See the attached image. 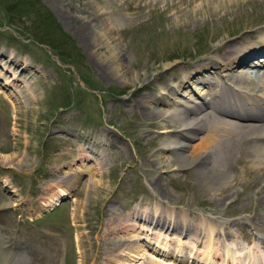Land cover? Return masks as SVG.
Segmentation results:
<instances>
[{"label":"rangeland","instance_id":"374dc122","mask_svg":"<svg viewBox=\"0 0 264 264\" xmlns=\"http://www.w3.org/2000/svg\"><path fill=\"white\" fill-rule=\"evenodd\" d=\"M163 1L0 0V54L13 56L0 61L16 59L19 64L14 68L26 70L20 76L22 85L15 80L5 85L0 79V207L10 198L2 185L14 189L22 203L21 209L12 208L22 218L15 221L12 214L2 213L0 228L27 245L28 264H111L110 257L122 253L119 247L125 238L109 228L121 223L126 212L138 210H159L163 216L173 212L179 221L186 218L188 225L183 235L178 226L171 232L158 228L149 232L146 226L150 249L139 264L163 262L152 248L177 255L174 264H205L201 251L206 248L219 254L215 264H224L223 257L244 261L251 253L264 255L263 243L252 236L257 232L252 221L262 207L261 185L244 169L255 158L250 145L245 144L242 154L247 164L234 160L236 151L228 147L218 148L205 165L179 168L175 153L166 151L158 157L166 128L179 130L178 126L173 127L166 116L147 118L131 101L156 96L162 82L178 86L188 74V87L172 91L165 104L155 103L170 111L180 102L208 95L209 86L192 80L200 72L213 82L228 83V74L241 70L225 67L230 58L224 64L217 60L216 72L205 67L191 73L189 68L210 61L218 45L234 42L236 47L242 36L263 32L264 0H222L217 9L215 4L221 0ZM117 14L125 22L115 26L109 21ZM94 19H99L101 30L109 24L110 47L120 56L126 79L113 78L101 65L109 58L106 47L102 53L95 52L82 40L79 25ZM8 76L14 79V73ZM104 132L110 137L102 143ZM206 135L201 132L189 143L199 144ZM94 142L96 147L90 145ZM87 147L89 151H83ZM185 156L198 157L191 149ZM73 161L79 173L76 183L67 187L72 197L43 221L42 217L34 220L41 232L30 227V217L39 213L46 198L53 197L60 175ZM205 166L233 173L232 184L208 190L201 175ZM255 171V179L264 185L263 171ZM158 177L160 186L153 184ZM158 240L163 243L160 248ZM0 264L9 262L0 256Z\"/></svg>","mask_w":264,"mask_h":264},{"label":"bare ground","instance_id":"6f19581e","mask_svg":"<svg viewBox=\"0 0 264 264\" xmlns=\"http://www.w3.org/2000/svg\"><path fill=\"white\" fill-rule=\"evenodd\" d=\"M220 4H224V1L221 0V2H217L215 4V8L217 9L218 7H220ZM132 8L136 9L135 6ZM110 19L111 18H109L108 20ZM123 20H125L123 16L117 14L113 17V19H111V21H109V23L118 26L125 22ZM105 22L106 21H103V23ZM105 25L106 26H103L104 29L101 30L102 24L99 22V19L81 23L79 25V29L80 34L83 36L82 40L85 41L91 48H94L95 52L97 50V52L102 53V50L106 47L108 49L107 52L109 54V58L105 59L106 61L102 60V62L104 61V63H101V65L104 69H107L111 75H113V78L118 79V77L122 76V78L124 77L126 79L127 73L123 70L121 58L118 53L110 47V36L107 37V34L110 33V29L108 27L109 24ZM242 37L239 40L240 43L236 47L233 44L234 42L231 45L226 44L230 42L218 45V47L212 51L213 56H210V61L207 58V60H202V62L200 64H197V66H190L191 68L189 69H192L191 73L200 72L205 67H207L206 70L208 71L212 69L214 70L213 72H216V69L218 68L216 65H220L217 64V60L218 62L219 60H222L224 64L226 63V60L230 58L229 60L231 61H229L228 65L227 63L225 64V67L227 69L233 70L235 68L241 67V70L238 72V74H228L229 76L231 75L230 77L228 76V78L226 77L228 83L223 84L218 80V82H213L209 78V76L205 78L202 72H200L196 76H192L194 77L192 78V80H194L198 84L209 86L208 95H201V97L197 98L198 100L194 98L191 100V102H180L178 103V106L170 111L166 109H160L157 105H155V103L165 104V99L171 97L172 91H175V89L179 88L180 92H182L181 90L184 87H188L186 85L187 81H189L186 78L188 74H185V77L183 78V80H180L178 86H175V84L174 86H170L167 82H162V89L160 88L156 96H144L142 99H140V101H136V99L131 101L136 102L137 105L142 108V110L144 111V115L147 116V118L166 116V120L171 122L173 124V127L178 126L179 130L175 129L172 131V128H166L169 131L165 133V138L161 143V147L159 150L160 155H158V157L162 158L161 154L166 151H168L169 154L175 153L179 156V160L176 165L179 168L189 166L193 167L197 164L205 165L206 159H209L210 155L217 151L218 148L225 149L228 147L236 151L234 160H238L242 164H247L244 160V157H242V154L244 153L243 148L245 147V144L250 145L248 149L252 152L255 158L252 161V166L245 165L244 169L248 173V175H250L251 178L254 179L257 185H261V194L259 193L258 202L262 207V212L260 214L256 212L255 218L252 221L253 230L257 231L254 232L252 236H255L264 244V185L260 178L255 179L254 173L256 172L255 170L263 171L262 179H264V73L260 72L261 67H264V31H260L258 33L251 32L249 34V37H247L246 39ZM2 55L4 54H0L1 58L4 57ZM7 57L11 59L13 58L12 55H8ZM7 57L5 56L4 58ZM12 63L16 66H14ZM18 64L19 61L16 59H13L11 61H0V65L1 67H3L2 71H0V79L4 81L3 83H5V85L14 80L22 85V82H20L22 81V77L20 76L22 74H26V70L23 69L22 71H19L18 69L14 68L17 67ZM241 65H243L244 67L242 68ZM26 68L28 69L29 67ZM255 68V71L250 70ZM246 69H249V71H247ZM12 73H14V79L9 80L8 74L10 75ZM149 80V78L143 80V83L145 85L143 89L147 90L146 87H148L147 85L149 83ZM15 88L13 90L17 92L15 94H18L19 91ZM207 123L209 124V127H207ZM201 132L207 133V135L204 138H199V144L191 145L189 141L198 139V135L199 133L201 134ZM101 137L102 139H100L99 141L104 143L109 140L110 134L104 132L102 133ZM95 143L96 142H94V144L91 143L90 145L96 147ZM89 149L90 147H87L83 151L87 152L89 151ZM188 149H191V151L193 150L194 153H197L198 157L191 158L185 156ZM9 163H11V161ZM73 163H76V161L69 162L68 168L64 169L65 172L60 175L59 182L61 183L56 188L53 197L46 198V205L54 204L56 200H58L60 195L68 193L69 189H67V187L69 186V184L74 185L76 183L78 176L75 175H78L77 173H79L77 171L79 170V165L74 166ZM252 168L254 170H252ZM86 169H88L87 171L91 170L90 168ZM68 171H74L76 173L71 174V176ZM201 175H203V178L205 180V187L210 191H215L221 187H227L228 185L232 184L231 180L233 178V173L228 172L224 168L205 166L202 167ZM160 182L161 179L160 177H158L155 178V182L153 181V184L159 185ZM89 184H91V182H88V184L86 185ZM86 187L88 189L90 185ZM10 203L11 201L5 202L3 205L8 206ZM13 204L15 206H20L18 202H14ZM144 212L141 213L140 210L135 211L134 213L132 212L131 214H129V212H126L125 215H127V217L121 219V223L119 222L115 224V227L113 226L112 228H109L111 231L110 233L117 230V234L119 232L122 233V236H125H121L123 240L125 238V241H123V243L119 247L121 248L122 253H114L109 260L111 264H139V260L145 258L147 254L146 252L149 248L146 243L148 239L145 233V229L147 227V230L149 232H151V230H153L154 228H158L159 230H161L162 228L168 230L169 228H176L177 226H183L181 227V231L184 232L188 227L186 218L179 221V219H177L173 212H169L165 216H163L162 213L159 212V210H154V212ZM130 216L132 217L130 218ZM122 221H127V223H123ZM178 222H182L183 224L179 225ZM137 231L141 232L136 233ZM126 235H128L129 237L127 236L128 238H126ZM247 237L251 239L250 236ZM142 242L143 245L140 244ZM6 244L7 242L4 239H0V249H2V247ZM148 244L150 245V243ZM162 244L163 243L160 240L157 241V247L160 248V245ZM14 245L17 246L16 243ZM208 247H210V244L208 245ZM161 249L162 248H160L159 251H155L152 248L154 252L160 254L163 257V262H161V264H174L172 258L175 259V256H169V254L165 252L164 249ZM18 251L19 249L17 247L6 248L5 251L2 252V255L5 256V258L8 257V260L10 261H17L21 258V254ZM201 253L203 255L202 260L205 261V264H215L216 260H214V258H218L219 255L218 253L212 254L211 248H206L201 251ZM251 255L252 259L255 261L251 259L248 260L247 258H244V261H241L238 257L230 258L229 260H226V258L224 257L221 259L224 264H227L228 261H230V264H255L257 262V259L260 260V258L264 262V255L258 256L256 254L258 258L254 253H251ZM9 257H11V259H9ZM155 259L156 258H154V260ZM239 260L241 263H238ZM19 264L24 263L19 262Z\"/></svg>","mask_w":264,"mask_h":264}]
</instances>
